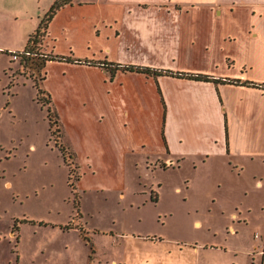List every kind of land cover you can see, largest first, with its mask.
I'll use <instances>...</instances> for the list:
<instances>
[{
    "label": "rangeland",
    "instance_id": "rangeland-1",
    "mask_svg": "<svg viewBox=\"0 0 264 264\" xmlns=\"http://www.w3.org/2000/svg\"><path fill=\"white\" fill-rule=\"evenodd\" d=\"M52 1L0 0V264H260L259 251L264 264V177L195 183L155 165L160 137L100 126L72 67L51 62L44 79L45 38L12 58ZM82 1L49 23L57 55L106 43L92 30L117 8Z\"/></svg>",
    "mask_w": 264,
    "mask_h": 264
},
{
    "label": "crops",
    "instance_id": "crops-1",
    "mask_svg": "<svg viewBox=\"0 0 264 264\" xmlns=\"http://www.w3.org/2000/svg\"><path fill=\"white\" fill-rule=\"evenodd\" d=\"M105 1L118 13L103 22L108 28L103 34L99 26L92 31L106 43L89 45L82 55L70 47L66 55L60 54L73 61L46 59L44 79L51 62L72 67L82 79L81 99L97 100L94 116L100 126L128 137L137 131L160 137L165 156L155 159V165L189 167L186 177L195 183L252 177L254 186L261 187L264 0ZM45 46L49 55H57L50 35ZM116 64L119 68L111 72ZM128 65L206 75L216 81L121 68ZM63 99L68 100L65 94ZM217 163L221 172L211 173ZM260 252L256 254L262 264Z\"/></svg>",
    "mask_w": 264,
    "mask_h": 264
},
{
    "label": "trees",
    "instance_id": "trees-1",
    "mask_svg": "<svg viewBox=\"0 0 264 264\" xmlns=\"http://www.w3.org/2000/svg\"><path fill=\"white\" fill-rule=\"evenodd\" d=\"M71 3H72V0H55L51 4L49 9L46 11V13L43 15V17L40 19L39 24H38L37 28L35 29V31L29 35V38H28L23 50H25L27 52H30L28 49L30 47L31 42H36L37 41L39 43L41 41V40L38 39L39 36H40L41 39H42V37H43V39L46 38V36L48 35L49 23L51 22V20L54 17V15L61 8L65 7L67 5H70ZM46 59H58V60H71V61H73V59H71L70 57H65V56H61V55H49V57H47ZM46 59H44V61ZM44 61L42 62V64H44ZM116 68H119L118 64H116L111 69V72L114 71ZM121 68L123 70L142 72V73H145L147 75H152V76H157V75H161V74H170V75H176V76H183V77H187V78H193V79H197V80H215V79H213V78H211L209 76H206V75L179 73V72H172V71H169V70H156V69H151L149 67H139V66L128 65V66H122ZM248 84L255 85V83H248ZM41 92H42L41 89H38V91H37V99L39 101H41V99L39 98V94H41ZM47 102H50V96L49 95L47 97ZM42 103H44V102H42ZM53 114L54 113H52V110L48 106V118H49V122H50V128H52L53 123L58 122V118H57V116L55 114H54L55 119L52 120ZM62 148L63 147L60 146V149H62ZM69 154L72 157H74V154L72 152L69 153ZM15 227L16 226L14 225V228Z\"/></svg>",
    "mask_w": 264,
    "mask_h": 264
},
{
    "label": "built area",
    "instance_id": "built-area-1",
    "mask_svg": "<svg viewBox=\"0 0 264 264\" xmlns=\"http://www.w3.org/2000/svg\"><path fill=\"white\" fill-rule=\"evenodd\" d=\"M12 54V58L13 59H17L19 57V55L21 54H29V52L25 51V50H21V51H11Z\"/></svg>",
    "mask_w": 264,
    "mask_h": 264
}]
</instances>
